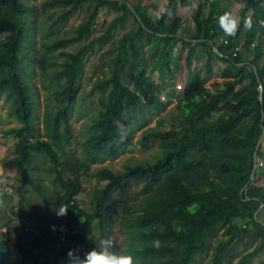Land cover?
<instances>
[{"label":"trees","instance_id":"trees-1","mask_svg":"<svg viewBox=\"0 0 264 264\" xmlns=\"http://www.w3.org/2000/svg\"><path fill=\"white\" fill-rule=\"evenodd\" d=\"M199 1L192 18L195 28L185 31L182 8L191 5L193 0H169L166 13L156 19L149 16L141 2H134L146 28L125 3L115 0L43 1V10L62 7L60 12L49 14L57 26L67 22L83 6L88 10L87 17L74 28L72 35L43 43L41 55L33 58L40 68L45 96L47 100L53 99L55 107L54 132L50 140H46L41 135L38 90L22 67L24 47L27 51L35 48L32 33L35 26L26 20L33 5L27 0H0V25L11 26L0 37V98L5 96L11 104V114L21 123L19 128L7 131L6 136L16 140L15 153L1 165L22 177L21 189L32 181L31 168L39 154L50 162L56 186V199L50 202L49 198H44L41 206L25 205L21 197L16 216L29 225L11 229L7 223L3 224L11 236L6 239L0 230V264H9L10 254L11 264H55V243L62 242L66 254L69 250L79 251L87 243V231L95 217L100 234L104 239H113L114 250L118 251L109 226L119 210L133 214L124 220L129 234L125 247L128 252L144 258V264H194L198 254L211 248V238L220 231L223 237L216 245L212 264H225L228 250L237 241H258L237 264H250L264 251V226L255 219L256 211L264 203V188L258 194L248 190L250 200H246V194H241L254 170V153L263 132L264 42L262 37H256L254 28L244 29L245 13L237 35L227 36L218 23V18L224 14L219 1ZM103 6L118 13L115 22L76 51L63 50L93 35L96 17ZM249 8H253L254 26L264 19L263 0H249L245 10ZM129 17L134 19L136 28L123 33L106 51L112 56L110 75L98 78L89 92L94 96L108 91V95L101 96L98 106L84 113L90 115L89 123L81 129L84 139L74 140L73 111L82 76L79 66L96 44L102 46L113 41L114 34ZM241 35L247 38L245 50L234 55L235 41ZM224 38L229 40L227 44ZM210 41L222 55L213 50ZM146 46H154L158 55H165L163 67L167 72L187 71L177 104L179 123L168 131L149 130L142 134L144 148L149 147L153 139L160 141L163 155L156 162H136L122 171L108 166L92 171L94 164L115 160L127 150L135 130L133 121L140 115L144 118L143 103L160 111L165 108L152 76L154 66L140 61ZM54 50H60L63 62H59L60 55H55ZM50 51L52 54L47 55ZM173 53H176L174 61ZM201 58H205L206 75L193 68V62ZM218 61L226 64L221 73L225 80L219 90L212 91L206 83ZM244 61L257 67L263 84L262 101L260 83L252 66L239 65ZM51 71L55 74H50ZM214 113H220L216 120L211 119ZM127 128L131 132L124 136ZM67 145L81 146L84 157L61 153L59 150ZM258 156L264 163L263 145ZM260 170L256 169L254 182ZM91 176L105 184L97 190L88 211L75 197L82 191L83 180ZM134 182L142 183V192L146 195L132 207L128 195ZM34 186L40 189L39 185ZM62 205L69 209L67 215L58 217L56 209ZM263 213L264 208L258 214L262 221ZM237 219L242 221L238 223ZM63 223L68 226L65 242L60 238ZM156 240L161 241L159 249L153 246Z\"/></svg>","mask_w":264,"mask_h":264},{"label":"rangeland","instance_id":"rangeland-1","mask_svg":"<svg viewBox=\"0 0 264 264\" xmlns=\"http://www.w3.org/2000/svg\"><path fill=\"white\" fill-rule=\"evenodd\" d=\"M45 0H27L28 3L33 5L32 12L27 16L26 20L29 24H34V29L32 33L35 36V48H30L26 50L24 47V63L22 65L25 70L28 78L36 85L38 90V97L40 99V110H41V135L42 138L50 140L54 132V101L47 100L45 96V89L42 88L43 78L40 72L37 61H34L33 58L36 55L39 57L43 51V43L52 42L58 38L64 36H70L73 34L75 27L79 25L86 17L88 10L86 6H83L80 10L74 13V15L65 23L60 24L59 26L54 25L52 19L49 18L50 13H58L62 9L60 6H55L51 9L43 10L41 7L42 2ZM132 4L134 2H141L142 5L147 8L149 16L152 19H156L158 15H163L166 13V6L169 0H128ZM199 1V0H198ZM200 2V1H199ZM194 4V0L191 5ZM198 5V4H197ZM197 5L191 9L186 10L185 12V24L190 23L191 16L197 8ZM194 6V5H193ZM193 12V14H192ZM118 13L110 10L107 6H103L99 14L96 17L94 32L93 35L86 39L81 44L70 45L63 50L74 52L82 44L88 42L90 39L97 37L102 34L105 28L113 24L117 18ZM241 17V16H240ZM171 16L168 17L170 21ZM11 26L7 23L0 25V37L2 33L10 29ZM136 28V23L132 17L119 27V30L114 34V40L104 44L102 46L96 44L88 53L85 54L82 63L79 66V69L82 71V76L79 80V90L77 91V101L74 105L73 111V139L82 140L84 139V134L81 133L82 127L88 122L89 123V114L91 108L97 107L100 103V97L108 95L107 92H98L94 96H90L89 92L93 83L101 77H108L110 75L111 68V55H107L106 51L117 42L119 37L130 30ZM225 39V38H224ZM240 39V40H239ZM237 39L236 46L240 47V51L245 50V44L247 43L246 36L241 35ZM223 40V39H222ZM27 43L25 44V46ZM251 47H254L252 45ZM146 52L144 53L142 59L140 60L143 63H146L147 66H154V71L152 76L158 79L161 84L160 91L167 90L169 92V100L165 101L164 110L160 111L155 108H148V106L143 103L141 106L142 111L145 112L144 118L140 115V118L134 120L132 127L135 128L131 134L130 144L127 150L121 154L115 160H107L103 163L94 164L92 166V171L100 168L101 166H108L114 170L122 171L127 166L134 164L136 162H145L153 163L156 162L162 155L163 150L161 143L158 139H153L149 142V147L144 148L141 144V137L145 131L154 130V131H168L174 127L175 123H179V110L177 109V104L181 97L182 91H175V87L178 84L185 86L187 71L179 74L177 72L169 73L166 68L163 67L165 64V55H158L155 52L154 46H146ZM234 50V49H233ZM60 50H54L55 55L59 54ZM53 51L47 52V55H51ZM22 55V54H21ZM159 57H158V56ZM250 57H252L251 54ZM173 61L175 60L176 53H173ZM59 62L64 61L63 56H59ZM193 68L200 71L202 75H206L205 68L203 64L205 63V58H201L199 61L193 62ZM226 66L223 62L215 63V70L213 75L210 77L206 86L209 87L212 91L219 90L221 88V83L225 80L222 76V70ZM61 68V66H59ZM50 74H55V71H51ZM125 83H128L126 79H123ZM132 87V85H130ZM159 95V94H158ZM220 116V113H214L212 115V120H216ZM136 121V122H135ZM136 123V124H135ZM21 126L20 121L11 114V104L2 96L0 98V230L4 233L6 239L11 236L9 230L3 228V224L7 223L8 228L14 229L24 224L27 226L29 222L20 221L16 216L19 211L20 199L23 197V203L25 205L33 204L37 206L44 205L43 199L49 198V201L56 199L55 185L53 184V171L51 169L50 162L42 157L37 155L35 158L34 165L31 168L32 172V181L27 182L25 186H22V177L15 170H5L1 162L14 155V145L16 140L13 137H7V131L11 128H19ZM126 131V133H125ZM131 129L127 128L124 130V136L127 133H130ZM264 146V141L262 142ZM61 153H70L76 154L79 157H84L81 146H69L59 150ZM261 169L258 174V180L253 182L249 187V191L253 194H258L264 188V163L259 160L258 167ZM105 181H100L94 176L90 178H85L82 184V191L77 194L75 199L88 211L91 210L92 201L94 200L97 190L104 187ZM34 185H39L40 189L38 190ZM142 183H133L131 190L128 195V203L130 206L135 207L138 202L146 195L142 192ZM7 190V191H5ZM248 190L245 193H248ZM2 192L6 193L2 194ZM9 193V194H8ZM12 193V194H11ZM248 196V195H247ZM264 208V207H263ZM262 208V209H263ZM261 209V210H262ZM133 215V214H132ZM119 210V212L114 216V221L109 228H112V237L115 239L118 245L117 252H123L127 250L125 247L129 241V234L124 224L126 216H132ZM133 217V216H132ZM264 217V213H263ZM262 220V218H261ZM98 218H93L91 221L92 225L90 230L87 231V243L82 246L81 252L84 254L94 248L97 250L100 249V242L103 240V236L100 234L99 229L97 228ZM238 223L242 220L237 219ZM222 231H220L216 236L212 237L210 240L211 248L202 254L196 256L194 264H212L213 257L216 252V245L222 239ZM257 242L249 241L248 239L237 241L233 246L228 250L227 260L225 264H237L239 259L246 252L252 250ZM15 250V248H13ZM11 250V252L13 251ZM116 251V250H115ZM128 251V250H127ZM144 258L139 257V264H144ZM12 262V257L10 254V263ZM250 264H264V251L260 252Z\"/></svg>","mask_w":264,"mask_h":264},{"label":"clouds","instance_id":"clouds-1","mask_svg":"<svg viewBox=\"0 0 264 264\" xmlns=\"http://www.w3.org/2000/svg\"><path fill=\"white\" fill-rule=\"evenodd\" d=\"M218 23L227 36L235 37L239 31L241 20L231 13L225 12L218 18ZM258 26L264 27V19L258 21ZM243 27L249 31L253 28V20L251 17L243 19ZM68 209L67 206L62 205L56 209V215L58 217L65 216L67 215ZM153 246L159 249L161 247V241H154ZM115 248L116 244L113 239L107 238L101 240L99 250L94 248L84 253L83 258H81L79 251L69 250L67 264H139V257L127 250L117 252L114 250ZM136 251H142V249H137Z\"/></svg>","mask_w":264,"mask_h":264},{"label":"crops","instance_id":"crops-1","mask_svg":"<svg viewBox=\"0 0 264 264\" xmlns=\"http://www.w3.org/2000/svg\"><path fill=\"white\" fill-rule=\"evenodd\" d=\"M216 1H219L220 5H221V9H223L224 13L225 12H229L233 16L240 18V20H242L243 13H245V17H251L253 19V16H252L253 15V8H249L248 10H245V7L247 6L249 0H216ZM237 1H240V3L235 4V2H237ZM197 4H199V1L198 0H194V4H193L194 6L193 5H189V6L185 5V6H183V8L185 7L186 10H187V8H188V10H191ZM263 5H264V0H263ZM183 8H182L183 30L184 31L187 30V29L194 30L195 23H194V21L192 19V16H191L190 23L185 24V12H186V10L183 9ZM192 14H193V12H192ZM253 28L255 29L254 33H255L256 37H259V36L262 37L263 42H264V27H259L258 26V22H256L255 25L253 26ZM236 41H235V44H236ZM154 79H155V81L158 84V90L162 89L161 86H160L161 82L158 79H156V78H154ZM81 250H82V246L80 247L79 253H80L81 257L83 258L84 254L81 252Z\"/></svg>","mask_w":264,"mask_h":264},{"label":"water","instance_id":"water-1","mask_svg":"<svg viewBox=\"0 0 264 264\" xmlns=\"http://www.w3.org/2000/svg\"><path fill=\"white\" fill-rule=\"evenodd\" d=\"M115 1H118L120 4H124V3H125V4L130 8V10H131L132 13L134 14V16L138 19L139 23H141V25H142L144 28H146V26H145V24H144V22H143L141 16L139 15V13L137 12L136 8L133 6V4H132L131 2H129V1H125V0H115ZM163 36H166V35H163ZM177 36H181V35H177ZM186 39H187V40H190V41H193V42H196V40H193V39H189V38H186ZM210 43H211V45H212V47H213V50H214L215 52H217L218 54H221L220 51H219V49H218V47L213 43V41H210ZM221 55H222V54H221ZM227 57H229V56H227ZM239 65H240V66H241V65H251V66H252V68H253L255 74L257 75V79H258V81H259V83H260V85H259L260 96H259V97H260V100L262 101V99H263V84H262L261 79H260V77H259V74H258V70H257L256 65L252 64V63L249 62V61H244V62H242V63H239ZM261 112H262V115H263V117H264V108H262ZM263 138H264V125H263V132H262V134H261V136H260V138H259V140H258V143H257L256 149H255V153H254V170H253V172H252V174H251V176H250V181H249V183H248V184L242 189L241 194H246L245 191H247V190L249 189V187H250V186L253 184V182H254V179H255V172H256V169H257L258 164H259L258 151H259V149H260V147H261V145H262ZM246 195H247V194H246ZM250 199H251V197L247 196L246 200H250ZM263 207H264V203L262 202L261 205H260V207L258 208V210H257L256 213H255V219H256V221H257L258 223H260L261 225L264 226V221H262V220L259 219V217H258V214H259V212L261 211V209H262Z\"/></svg>","mask_w":264,"mask_h":264},{"label":"built area","instance_id":"built-area-1","mask_svg":"<svg viewBox=\"0 0 264 264\" xmlns=\"http://www.w3.org/2000/svg\"><path fill=\"white\" fill-rule=\"evenodd\" d=\"M212 1H216V0H212ZM238 3H240V1L235 2V4H238ZM223 41L226 44L229 42V40L227 38L223 39ZM252 45H254V44H252ZM239 51H240L239 46L234 47V55ZM183 89H184V87L182 86V84H178L175 87L176 92H178L179 90L183 91ZM158 94H159L160 100L162 102L169 100V92L167 90H165L163 92L158 91ZM5 191H7V190H5ZM71 203H73V201ZM67 235H68V226L66 223H63L61 225V236H60L61 240L65 242L67 240ZM53 256L55 258V264H66L67 254L64 252V245L62 244V242L57 241L55 243V251H54Z\"/></svg>","mask_w":264,"mask_h":264}]
</instances>
